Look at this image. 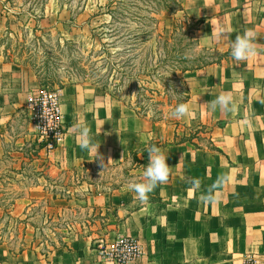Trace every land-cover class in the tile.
<instances>
[{
	"label": "crops",
	"instance_id": "0c3cea01",
	"mask_svg": "<svg viewBox=\"0 0 264 264\" xmlns=\"http://www.w3.org/2000/svg\"><path fill=\"white\" fill-rule=\"evenodd\" d=\"M184 1L186 14L200 22L198 45L217 55L213 62L181 74L189 90L184 103L190 115L172 118L174 105L164 121L152 123L96 87L68 85L60 90L65 135L50 157L71 170L90 162L104 167L133 164L143 174L147 148L163 150L171 174L147 201L113 188L88 190L81 200L97 209L115 208L121 215L112 235L132 236L142 248L141 256L127 264H243L248 257L264 264V0ZM246 30L253 34L257 55L236 61L231 46ZM36 86L26 70L0 61V131L21 121L22 133L35 138L27 100ZM221 93L234 98L235 111L209 109L208 103ZM184 123L198 137L175 132ZM82 126L100 143L98 151L78 147L77 129ZM221 173L229 179L216 201L200 202ZM189 177L202 181L199 189L187 182ZM82 257L74 252L43 260L33 249L12 252L0 242V264H115Z\"/></svg>",
	"mask_w": 264,
	"mask_h": 264
},
{
	"label": "rangeland",
	"instance_id": "374dc122",
	"mask_svg": "<svg viewBox=\"0 0 264 264\" xmlns=\"http://www.w3.org/2000/svg\"><path fill=\"white\" fill-rule=\"evenodd\" d=\"M153 1L0 0V61L26 70L34 90L96 87L120 107L164 121L178 99L187 100L178 69L217 55L198 45L197 22L184 0L182 10L170 12ZM184 124L175 132L198 137ZM23 126L17 121L0 131V242L12 252L33 249L43 260L81 252L86 261L111 262L121 252L116 243L134 237L112 235L121 216L115 208L81 200L94 188L127 197L130 183L143 182L140 166L63 168Z\"/></svg>",
	"mask_w": 264,
	"mask_h": 264
},
{
	"label": "clouds",
	"instance_id": "9594fccd",
	"mask_svg": "<svg viewBox=\"0 0 264 264\" xmlns=\"http://www.w3.org/2000/svg\"><path fill=\"white\" fill-rule=\"evenodd\" d=\"M252 36L253 34L250 30H246L243 35L236 36L231 46V55L234 60L246 61L257 55V49L252 42ZM135 94L136 93H133V95ZM208 107L213 112L216 111L217 108L221 111L228 112L235 111L237 105L231 95L221 93L208 103ZM170 115L175 119L185 118L190 115V106L187 103L178 104ZM77 132L79 135L78 147L81 150L98 151L100 143L93 142L91 129L89 127H79ZM147 153L149 160L143 171V182H132L128 185L129 190L134 192L136 198L141 202L147 201L148 194L154 191L158 185L167 183L171 174V167L167 164L168 157L161 148L151 145L147 148ZM186 179L193 188H200L202 181L199 178L189 177ZM228 179L229 177L226 173H221L215 182L208 186L206 191L201 194L200 202L205 204L214 203L216 201L217 191L227 184Z\"/></svg>",
	"mask_w": 264,
	"mask_h": 264
},
{
	"label": "built area",
	"instance_id": "2783aa9c",
	"mask_svg": "<svg viewBox=\"0 0 264 264\" xmlns=\"http://www.w3.org/2000/svg\"><path fill=\"white\" fill-rule=\"evenodd\" d=\"M61 103L58 89L39 88L34 90L27 100L29 121L34 126L36 144L38 148L48 153L59 148L64 139L65 127ZM116 245L121 248V252L111 255L110 259L115 264L135 261L141 256L142 248L135 238H121ZM243 264H256V262L254 258L248 257Z\"/></svg>",
	"mask_w": 264,
	"mask_h": 264
},
{
	"label": "trees",
	"instance_id": "16d2710c",
	"mask_svg": "<svg viewBox=\"0 0 264 264\" xmlns=\"http://www.w3.org/2000/svg\"><path fill=\"white\" fill-rule=\"evenodd\" d=\"M153 2H155L158 5H160L162 3V5H163L162 9H164L165 11H168V12L176 10V9L182 10V6H183V0H158V2H157V0H154ZM196 22H197V25H196V29L195 30L198 29V26L200 24L199 21H196ZM164 43L167 44L168 42L165 40ZM204 52H205V50H204ZM189 61L191 63L190 65L183 66V67L178 69V72H180V74H183L184 72L190 71V70H193V69L201 68V67L207 65L208 63H210V61L204 60L202 56H200L199 58H192ZM177 79H178V82H180V84L182 86H184L182 92H183V95H184V99H187L188 95H189V90H188V88L186 86V83H185V81H184L182 76H179ZM182 102H183V100H179L178 99L177 104H180Z\"/></svg>",
	"mask_w": 264,
	"mask_h": 264
}]
</instances>
